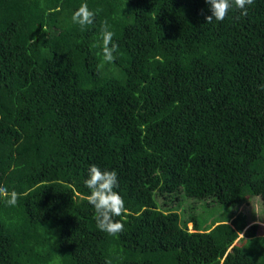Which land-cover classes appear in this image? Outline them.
<instances>
[{
	"label": "trees",
	"instance_id": "16d2710c",
	"mask_svg": "<svg viewBox=\"0 0 264 264\" xmlns=\"http://www.w3.org/2000/svg\"><path fill=\"white\" fill-rule=\"evenodd\" d=\"M84 3L100 11L81 27ZM246 8L207 23L206 0H0V186L18 193L0 264H264L239 210L258 196L264 218V0ZM93 164L118 173L115 236ZM199 201L231 212L202 223Z\"/></svg>",
	"mask_w": 264,
	"mask_h": 264
},
{
	"label": "clouds",
	"instance_id": "9594fccd",
	"mask_svg": "<svg viewBox=\"0 0 264 264\" xmlns=\"http://www.w3.org/2000/svg\"><path fill=\"white\" fill-rule=\"evenodd\" d=\"M211 15L206 16L207 23L213 19L223 21L233 4L243 10L242 15H247V5L254 3V0H206ZM99 9L92 11L86 3L81 4L78 10L72 15V21L81 27L92 25ZM114 32L110 30L107 20L102 24V51L104 60L112 62L115 59L114 53L118 45L113 42ZM85 185L90 190L88 202L95 209L97 227L109 235L115 236L124 230L123 223L114 220V217L121 216L125 210V202L122 196L115 191L119 187L118 173L115 170H102L93 164L88 169V178ZM0 198H4L10 206H16L18 193L14 190L9 192L7 188L0 186Z\"/></svg>",
	"mask_w": 264,
	"mask_h": 264
},
{
	"label": "rangeland",
	"instance_id": "374dc122",
	"mask_svg": "<svg viewBox=\"0 0 264 264\" xmlns=\"http://www.w3.org/2000/svg\"><path fill=\"white\" fill-rule=\"evenodd\" d=\"M199 202L202 205L204 204L203 201L202 202L199 201ZM205 205L206 204H204L202 207L199 206L200 210H198V212L194 211L196 217L200 218V221L202 223L210 224L214 220H225L228 217L229 213L231 212L230 210L225 208V206L216 205L214 203H210L208 206ZM239 210H242L247 214L248 219L250 221L249 225H251L252 223H257L259 225L258 233L264 234V222H263L264 218H263L262 202L258 196L248 197L247 201H245L240 206ZM187 227L189 229H192V222H189L187 224Z\"/></svg>",
	"mask_w": 264,
	"mask_h": 264
}]
</instances>
